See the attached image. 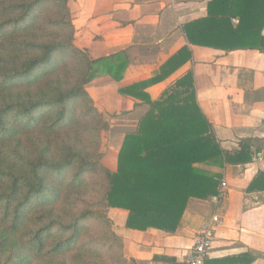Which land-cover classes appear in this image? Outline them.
I'll return each mask as SVG.
<instances>
[{"label":"trees","instance_id":"1","mask_svg":"<svg viewBox=\"0 0 264 264\" xmlns=\"http://www.w3.org/2000/svg\"><path fill=\"white\" fill-rule=\"evenodd\" d=\"M70 1L0 0V264H131L110 208L128 212V229L175 233L188 199L215 192V175L196 164L251 159L244 147L232 158L220 147L192 72L149 99L146 87L191 58L183 47L157 76L118 90L149 108L110 170L102 162L110 121L86 86L121 81L129 59L76 47ZM263 26L264 0H210L207 16L182 30L189 44L208 37L223 49L264 51Z\"/></svg>","mask_w":264,"mask_h":264},{"label":"crops","instance_id":"2","mask_svg":"<svg viewBox=\"0 0 264 264\" xmlns=\"http://www.w3.org/2000/svg\"><path fill=\"white\" fill-rule=\"evenodd\" d=\"M209 1L72 0L73 43L92 56L124 50L129 59L121 81L102 76L86 86L110 121L117 146L112 162L105 165L112 171L125 133L135 130L149 108L118 90L157 76L169 58L189 48L191 58L145 92L151 101L157 100L177 79L192 72L197 103L220 147L231 158L245 148L248 162H226L221 156L219 163L196 164L214 175L223 174L228 188L206 263L264 264V51L223 49L225 45L208 37L203 45L189 44L182 25L206 17ZM213 211L209 197L189 198L175 233L128 229V212L123 209L110 208L108 215L131 264H184L200 225Z\"/></svg>","mask_w":264,"mask_h":264},{"label":"built area","instance_id":"3","mask_svg":"<svg viewBox=\"0 0 264 264\" xmlns=\"http://www.w3.org/2000/svg\"><path fill=\"white\" fill-rule=\"evenodd\" d=\"M214 180L217 183L215 192L209 196V200L214 205V211L200 225L193 244L183 260L184 264H207L206 261L214 242L216 228L221 222L220 209L228 194L224 175H215Z\"/></svg>","mask_w":264,"mask_h":264},{"label":"rangeland","instance_id":"4","mask_svg":"<svg viewBox=\"0 0 264 264\" xmlns=\"http://www.w3.org/2000/svg\"><path fill=\"white\" fill-rule=\"evenodd\" d=\"M113 137L114 136L111 134V130H108L102 134V144H103L102 150L105 153V156L103 157L102 162L104 164L109 165V163L112 162L111 160L115 156L113 149H115L117 144H116V141H113V140H115ZM115 144H116V146H115ZM109 150H110V153L107 156V153L109 152Z\"/></svg>","mask_w":264,"mask_h":264}]
</instances>
